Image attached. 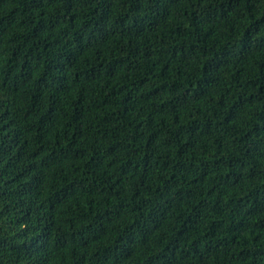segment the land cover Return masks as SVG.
Segmentation results:
<instances>
[{"label":"trees","instance_id":"trees-1","mask_svg":"<svg viewBox=\"0 0 264 264\" xmlns=\"http://www.w3.org/2000/svg\"><path fill=\"white\" fill-rule=\"evenodd\" d=\"M0 264H264V0H0Z\"/></svg>","mask_w":264,"mask_h":264}]
</instances>
